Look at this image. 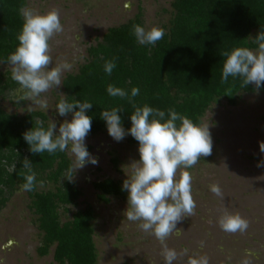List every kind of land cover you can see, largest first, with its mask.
<instances>
[{
	"label": "rangeland",
	"instance_id": "1",
	"mask_svg": "<svg viewBox=\"0 0 264 264\" xmlns=\"http://www.w3.org/2000/svg\"><path fill=\"white\" fill-rule=\"evenodd\" d=\"M172 2L27 0L26 8L39 13L52 10L59 13L63 31L51 39L49 54L53 66L67 61L72 67L62 73L59 88L52 87L38 98L46 101L48 110L35 101H21L19 85L0 94V107L18 116L42 111L49 125L57 124L58 131L65 119H71V114L61 117L55 109L62 93L66 97L63 81L89 61V48L101 42L109 28L127 23L139 13L143 14L144 27L167 30L173 17ZM11 74L8 63L0 65L2 82L9 83ZM202 124L209 125L213 141L211 155L202 157L191 168L177 170V176L188 171L192 177L195 208L191 216L186 214L177 223L180 235L173 231L164 243L124 216L127 199L110 196V201L104 202L94 188L95 182L108 178L123 184L127 175H131L130 164L140 158L138 145L129 142V135L120 142L108 131L87 135L85 143L92 147L90 154L99 163H89L76 171L73 181L81 196L75 205L68 206V211L61 210L62 219L67 221L79 210L93 208L97 264H165V246L178 253L174 264H187L189 256H205L208 264H264V167H257L258 161L264 160L259 148V142L264 141V87L255 93L242 94L235 106L223 99L213 103ZM211 184L219 185L221 196L209 190ZM225 212L238 213L247 220L248 228L235 233L222 230L219 219ZM42 245L43 232L32 199L19 188L0 209V264H56L55 247L42 256L39 253Z\"/></svg>",
	"mask_w": 264,
	"mask_h": 264
},
{
	"label": "trees",
	"instance_id": "2",
	"mask_svg": "<svg viewBox=\"0 0 264 264\" xmlns=\"http://www.w3.org/2000/svg\"><path fill=\"white\" fill-rule=\"evenodd\" d=\"M22 7H27V0H0V65L7 63L18 46L17 36L24 22ZM172 7L170 26L155 46L137 43L132 34L134 24L144 25L139 13L127 23L109 28L103 40L89 48V61L64 79L66 100L93 104L87 112L93 117L89 135L107 131L99 115L102 109L112 107L122 109L123 126L131 127L132 104L108 95L109 84L129 94L133 87H139L140 94L134 98L137 105L175 109L197 124L202 123L213 103L223 99L235 106L242 94L257 91L254 84L242 86L240 79L230 77L229 83L221 82V53L234 47H256L252 39L264 27V0H173ZM106 61L116 63L111 76L104 71ZM17 85L11 77L9 83L0 79V94ZM37 121L45 128L50 126L42 111L18 116L0 107V209L9 195L21 188L26 171L23 161L30 159L36 181L27 192L43 232L40 255H48L55 247L56 264H97L93 208L79 210L67 221L62 219L61 209L68 211L81 196L74 181L62 177L73 161L67 152L33 154L23 139L24 132ZM129 142L138 145L130 134ZM87 148L89 152L92 149ZM47 186L50 188L40 189ZM94 188L104 202H109L110 196L127 199L119 180L95 182Z\"/></svg>",
	"mask_w": 264,
	"mask_h": 264
},
{
	"label": "clouds",
	"instance_id": "3",
	"mask_svg": "<svg viewBox=\"0 0 264 264\" xmlns=\"http://www.w3.org/2000/svg\"><path fill=\"white\" fill-rule=\"evenodd\" d=\"M20 15L24 22L17 36L19 43L7 57V63L12 68L11 79L19 85L21 101H35L48 110L46 101L38 98L52 87L59 88L62 73L72 67L67 61L53 66L49 54L50 41L55 34L63 31V25L55 10L39 13L22 7ZM132 34L137 43L145 46H155L164 37L163 29L156 26L146 28L140 24L132 26ZM252 43L255 48L234 47L221 53L224 61L222 83H229L231 77L240 79L242 86L254 84L257 91L264 87V27L253 37ZM115 67V61H106L104 71L111 76ZM106 90L112 97L127 99L134 108L128 129L123 126L120 107L102 109L99 115L115 141L120 142L130 134L138 142L140 158L130 164L131 175H127L121 188L127 193L124 216L129 221L138 222L140 229L164 243L173 231L180 235L177 223L186 214L191 216L195 208L192 177L188 171H181L177 176V170L191 168L202 157L211 155L213 141L209 125L197 124L175 109L164 111L147 104L137 105L134 98L140 94L139 87H133L130 94L113 84H109ZM63 94L55 109L61 117L71 114V119H65L58 131L55 122L45 128L42 122L37 121L24 132L23 139L33 154L68 152L73 157V163L62 177L71 182L77 170L89 163L96 165L99 161L90 154L85 143L93 120L87 112L93 104L87 100L69 101L64 99ZM259 148L264 153V141L259 142ZM257 167H264V160L258 161ZM23 168L26 171L21 189L31 191L36 181L32 161L24 158ZM209 190L217 196L222 195L217 184L209 185ZM219 225L229 233L243 232L248 228L247 220L238 213L229 212L220 217ZM163 256L165 264H174L178 259L176 250L167 246ZM187 264H208V259L205 256H189Z\"/></svg>",
	"mask_w": 264,
	"mask_h": 264
}]
</instances>
